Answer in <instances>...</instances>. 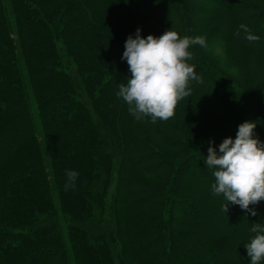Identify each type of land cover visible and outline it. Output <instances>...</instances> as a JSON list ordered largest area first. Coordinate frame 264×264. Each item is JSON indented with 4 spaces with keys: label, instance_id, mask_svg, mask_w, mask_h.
Returning <instances> with one entry per match:
<instances>
[{
    "label": "trees",
    "instance_id": "16d2710c",
    "mask_svg": "<svg viewBox=\"0 0 264 264\" xmlns=\"http://www.w3.org/2000/svg\"><path fill=\"white\" fill-rule=\"evenodd\" d=\"M137 28L205 39L168 120L117 96ZM245 121L264 142V0H0V264H250L252 215L204 163Z\"/></svg>",
    "mask_w": 264,
    "mask_h": 264
},
{
    "label": "clouds",
    "instance_id": "9594fccd",
    "mask_svg": "<svg viewBox=\"0 0 264 264\" xmlns=\"http://www.w3.org/2000/svg\"><path fill=\"white\" fill-rule=\"evenodd\" d=\"M239 29L244 30L249 42L259 40L245 25L241 24ZM236 35H239V30ZM190 45L205 46V39L180 38L171 29L159 38L151 34L142 38L140 28L134 36H128L121 59L127 61L131 78L126 86L120 85L117 96L127 102L129 113L137 120L143 116H151L152 123L157 119L168 120L174 115L177 103L190 95V91L186 90L189 80L202 82L194 66L186 63L191 58L188 51ZM255 127V122H243L238 127L235 140L225 138L218 152L212 147L214 141L209 142L208 157L204 163L214 170L212 192L223 194L226 200L222 206L224 213L229 210L230 202L256 216L255 208H249V205L264 200V142L254 138ZM66 177L64 190H74L78 173L66 170ZM251 232L256 235L245 244L247 255L250 264H260L264 259V224H252Z\"/></svg>",
    "mask_w": 264,
    "mask_h": 264
},
{
    "label": "rangeland",
    "instance_id": "374dc122",
    "mask_svg": "<svg viewBox=\"0 0 264 264\" xmlns=\"http://www.w3.org/2000/svg\"><path fill=\"white\" fill-rule=\"evenodd\" d=\"M7 2V1H6ZM85 97V96H84ZM85 101H86V98H85ZM249 208H250V206H249ZM243 211H245V212H247V210H243ZM227 217L228 216H224V217H221V218H215L214 219V221H211L210 223H208V226L209 225H214V227L215 226H218V225H220L221 223H223L224 221H226L227 220ZM254 220V218L251 216V225L252 224H258L256 221H253ZM60 221H61V224H65V222L62 220V217H60ZM241 223V222H240ZM249 229H251V227H249ZM242 231H244V232H247V233H249L250 235H253L252 233H250V230H248V229H246V227H242Z\"/></svg>",
    "mask_w": 264,
    "mask_h": 264
}]
</instances>
